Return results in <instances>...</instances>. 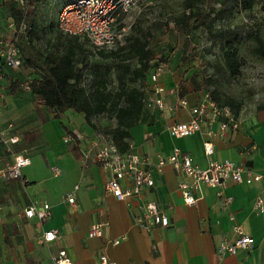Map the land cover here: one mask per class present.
<instances>
[{"label": "crops", "instance_id": "crops-1", "mask_svg": "<svg viewBox=\"0 0 264 264\" xmlns=\"http://www.w3.org/2000/svg\"><path fill=\"white\" fill-rule=\"evenodd\" d=\"M119 29L125 36V27ZM16 71L0 66V169L15 155H26L30 162L22 168L21 177H0V264H54L53 257L60 249L67 251L73 264H95L102 255L116 264H264V212L252 208L257 195L264 197V116L238 113V129L223 135H219L217 121H203L201 130L189 136H172L168 126L189 120L188 108L197 104L203 93L182 82L178 72L163 68L159 81L165 91L157 96L164 107L155 109L153 120L130 128L132 151L154 161L176 146L200 168L211 159H229L261 178L249 184L229 182L221 195L217 187L202 185L196 203L188 205L178 188L181 175L170 165L161 172L149 166L153 179L141 197L119 201L104 191L109 173L94 157L101 131L88 126L74 111L75 116L65 111L55 117L27 91L9 93ZM180 97L188 106L179 104ZM71 128L82 133L79 159L71 151L73 140H63ZM208 129L212 131L211 155H206L203 147ZM11 137L16 140L11 142ZM53 167L59 168L58 174ZM74 185L78 188L75 204H71L66 194ZM224 196H230L231 202L225 204ZM149 198L168 217L166 226L147 230L135 224L140 205ZM43 203L51 207L47 220L24 215L27 206ZM229 213L253 241L249 249L218 258L216 245L223 237L232 236ZM99 220L106 222L102 235L89 236V226ZM51 228L58 230L59 238L42 240L43 232ZM109 238H117L119 243L111 244Z\"/></svg>", "mask_w": 264, "mask_h": 264}, {"label": "trees", "instance_id": "trees-1", "mask_svg": "<svg viewBox=\"0 0 264 264\" xmlns=\"http://www.w3.org/2000/svg\"><path fill=\"white\" fill-rule=\"evenodd\" d=\"M76 1L57 0L56 3L60 5V9ZM197 1L182 0L181 10L170 19L172 25L170 26L167 20L164 21L166 29L184 37L178 56L180 66L184 68L183 73L186 74L192 68L191 61L199 57L197 47L189 46V36L195 30L202 29L213 41L217 39L229 75H239L238 44L241 34L223 26L216 27V22L222 17V11L199 9L196 7ZM221 1L226 5L229 0ZM231 2L242 10L250 9L256 4L264 7V0ZM44 5L45 0L0 2V9L6 10L5 16L11 18L14 23L11 37L15 39L22 57L14 80L9 84V93L15 90L29 92L35 102L55 117H60L66 110L79 113L88 126L101 129L102 134L111 137L117 147L125 151L128 148L130 128L138 123L153 120L157 114V107L148 104V98L153 95L149 75L157 64L168 65L172 48L168 49L164 44L161 49L156 41L152 42V32L149 29L137 28V33L129 32L123 35L113 48L94 52L104 60L103 63L92 62L90 51L86 47L88 41L61 31L56 17L49 20L50 14L42 11ZM125 13L120 12L117 16V29L121 27L117 24L118 17ZM48 34L51 35L46 36ZM247 36L256 42L253 50L263 54L264 41L256 34ZM131 59H135L134 65L128 62ZM0 62V66L4 65L1 59ZM112 69H115L116 86L110 89L108 85L111 83ZM185 81L195 90L209 92L218 105L228 106L234 115L238 114V102L221 93L217 87L209 89L214 80L205 73V67L192 68ZM103 116L110 118L112 123H98L96 119ZM66 134L72 136L71 130L67 129ZM71 151L78 159L81 157L76 138H73Z\"/></svg>", "mask_w": 264, "mask_h": 264}, {"label": "built area", "instance_id": "built-area-1", "mask_svg": "<svg viewBox=\"0 0 264 264\" xmlns=\"http://www.w3.org/2000/svg\"><path fill=\"white\" fill-rule=\"evenodd\" d=\"M138 0H77L76 2L61 7L56 14V21L61 31L85 39L95 50H105L113 46L123 37V30L116 28V18L120 12H128L135 8ZM14 23L8 18V28L13 32ZM12 35V33H11ZM11 37V36H10ZM6 37L0 31V59L4 65L11 69H18L22 63L19 47L13 37ZM164 68L162 63L157 64L149 75L150 89L153 95L148 98V104L162 109L164 103L157 95L165 91L159 81V76ZM172 91V90H170ZM181 106H188L184 97L178 98ZM190 118L187 121L172 123L168 126L169 133L175 137H186L201 130L203 121H217L219 135L227 130H236L239 127V117L234 115L230 107L218 105L209 92H203L201 100L188 108ZM72 136L66 135L64 142L76 138L80 140L82 133L78 129L71 130ZM207 139L203 142L206 155L213 153L211 139L212 131L206 130ZM15 137L10 141L14 142ZM254 148V145L252 146ZM89 152H85V156ZM94 157L103 171L109 173L104 184V191L111 194L119 201H127L129 198L141 197L146 186L152 182L153 176L147 167L153 166L156 172H161L165 165H170L181 175L178 188L181 191L184 203L195 204L202 185L217 187L219 195L221 190L229 182L247 184L261 178L249 167L224 159L222 161L209 160L204 168L198 167L191 158L181 152L179 147H173L166 155H158L154 161L146 156L132 151L130 145L125 151H121L114 140L101 132L97 135ZM30 159L26 155H15L13 161L0 169V177L5 179L21 177V170L28 165ZM54 174L59 173V168H52ZM78 185L66 194V200L75 204V191ZM225 204L231 202L230 196H224ZM140 212L135 215L134 222L145 229L155 226H166L168 217L158 208L152 199H146L140 205ZM252 208L257 213L264 212V197L257 195ZM26 217H36L40 221L47 220L51 216V207L48 203L40 206L29 205L24 209ZM231 222V237H223L216 245V254L222 258L226 254H235L239 250L249 249L253 241L252 237L244 233L239 224L235 222L233 213L228 214ZM106 222L103 220L91 223L88 229L89 236H101ZM59 238L58 230L51 228L42 234V240L53 241ZM111 244H118L117 238L108 239ZM54 264H73L65 249H60L53 257ZM95 264H116L106 255L99 256Z\"/></svg>", "mask_w": 264, "mask_h": 264}, {"label": "rangeland", "instance_id": "rangeland-1", "mask_svg": "<svg viewBox=\"0 0 264 264\" xmlns=\"http://www.w3.org/2000/svg\"><path fill=\"white\" fill-rule=\"evenodd\" d=\"M56 2L57 0H45L42 11L50 14L49 20H54L58 13L60 5L58 6ZM181 2L182 0H138L135 8L126 12L123 17H119L121 18L119 25L125 27V35L129 32L137 33V28L149 29L152 32V42L156 41L161 49L164 44L168 46V49L172 48L169 63L168 65L164 64V68L170 69L172 72H178L180 77L184 79V83L192 90L202 93L200 90H195L185 79L192 72V68L203 66L205 67V73L214 80L209 89L212 90L213 86L217 87L221 93L232 97L235 102L240 104L238 113L242 116L252 114L264 116V108H262L264 106V53H256L253 50L256 44L255 40L247 36V34H256L264 41V7L256 4L250 9L242 10L235 7L231 0L226 5H223L221 0H198L196 2V7L199 9L222 11V17L216 22V27L223 26L241 34V41L238 44L240 74L233 77L229 75L224 64V58L216 41L217 39L213 41V38L202 29L195 30L189 36V46L197 47L199 57L193 59L190 63L192 68L186 74L183 73L184 68L180 66L178 56L183 46L184 37L175 35L172 30L166 29L164 24V21L167 20L168 24L172 25L170 19L173 14L181 10ZM5 12L6 10L0 9V30L8 38L11 36L12 30L8 28V17L5 16ZM49 35L51 34L46 36ZM86 47L90 51V61L95 63L104 62L98 54L94 53L96 50L88 42ZM128 62L131 65L136 63L135 59ZM110 71L111 83L108 87L111 89L116 86V81L114 78L115 69ZM85 75L89 76L87 73ZM66 114L68 116L76 115L71 110H66ZM96 120L98 123H112L107 116ZM62 128L64 129V126ZM97 130L100 131L101 129Z\"/></svg>", "mask_w": 264, "mask_h": 264}]
</instances>
